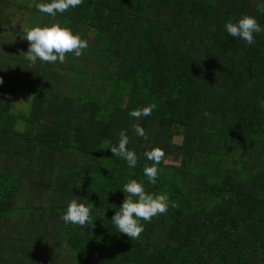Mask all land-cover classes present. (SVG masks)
<instances>
[{
	"label": "trees",
	"instance_id": "1",
	"mask_svg": "<svg viewBox=\"0 0 264 264\" xmlns=\"http://www.w3.org/2000/svg\"><path fill=\"white\" fill-rule=\"evenodd\" d=\"M261 5L83 0L68 26L90 42L82 61L91 72L75 82L77 95L62 76L70 68L13 63L31 68L25 121L36 135L15 129L23 115L9 111L14 87L0 84V146L9 149L0 165V264H264V31L248 44L225 27L249 15L264 29ZM49 72H59L57 90ZM153 103L151 115L129 116ZM13 127L17 137H7ZM121 131L137 155L134 168L108 147L118 146ZM154 147L165 153L156 184L143 171ZM132 179L178 205L141 221L138 240L111 220ZM24 185L38 197L50 192L51 201L17 205ZM65 198L93 204V224H65Z\"/></svg>",
	"mask_w": 264,
	"mask_h": 264
},
{
	"label": "clouds",
	"instance_id": "2",
	"mask_svg": "<svg viewBox=\"0 0 264 264\" xmlns=\"http://www.w3.org/2000/svg\"><path fill=\"white\" fill-rule=\"evenodd\" d=\"M83 3V0H50L47 3H38L37 9L41 13H45L51 17H56L58 13L63 14L70 8H75ZM264 12V5L259 7ZM227 33L232 37H239L248 44H254V33L264 31L260 24L253 16L244 15L238 22L234 23L229 20L226 25ZM29 47L26 53V59L33 64L37 60L44 63H55L59 61L64 63L66 55L74 54L76 57L82 55L83 50L88 47L87 40L81 38L79 34H74L71 29L63 27L58 23L44 26H34L25 29ZM3 78L0 77V84ZM264 106V102H261ZM156 104H150L143 108L133 109L129 112L130 117L140 118L141 116L151 115ZM138 135L144 137L146 134L143 127L134 125ZM129 143L128 136L125 131L120 132L118 146L110 145L113 155L126 160L130 168L137 165V155L134 151L127 148ZM148 160L152 161V166L145 165L144 175L152 184H156L160 169L157 167L164 157V151L159 147H154L144 154ZM80 187V184L76 185ZM123 191L126 194L120 208L112 217V222L118 231L126 234L131 240H138L144 227L141 221L151 222L153 217L166 214L169 205L177 207L175 201H170L166 193L153 194L146 192L143 183L132 179L124 184ZM93 204L85 205L72 199L67 205L66 211L62 214L61 219L65 224L79 225L85 227L93 224L91 217V208Z\"/></svg>",
	"mask_w": 264,
	"mask_h": 264
},
{
	"label": "rangeland",
	"instance_id": "3",
	"mask_svg": "<svg viewBox=\"0 0 264 264\" xmlns=\"http://www.w3.org/2000/svg\"><path fill=\"white\" fill-rule=\"evenodd\" d=\"M24 5H25V9H24V13L21 15V17L19 18L18 22H17V27L13 30H9V31H4L1 35H4V41L2 42V39L0 40V64L3 63H14L15 65H19L25 61H27L26 59V53L29 47V43L27 41L26 38H24V36L26 35L25 29L30 28V27H34V26H44V25H51L54 23H58L63 27H67L69 25H73L72 23L75 22V15L76 14L75 11L71 12V10H73V8H70L68 11H66L63 14L58 13L56 15V17H51L45 13H41L36 5L38 3H47L50 2V0H23ZM69 15V18H68ZM71 19V21H70ZM76 27V25L74 26ZM70 29V28H69ZM75 29V28H74ZM74 29H71V31L74 33ZM83 39V38H82ZM84 40H87L88 45H89V40L86 38ZM10 42V44H9ZM2 53L5 54V56L1 55ZM38 65L41 66L42 68H50L49 70H57L59 71L61 74L62 73H66L67 72V68H70V71L72 70L73 74H65L62 75L65 77V81H66V88H68V90H70V85L73 87L72 92L73 94L77 95L81 92V88L79 86H77V84L75 82H78L77 80L80 81H87L88 80V76L89 73L91 72L89 69H84V61H82V55L79 57H76L74 54L69 53L66 55V59L64 63H60L59 61L55 62V63H44V62H37L34 65ZM33 65V67H34ZM5 67H7V69L9 68L8 66L4 65ZM4 66L0 65V77L3 78V83L4 81H7L10 77H5L4 78V74H7L8 71L4 69ZM28 67H31L30 65H27ZM59 66V68L57 69V67ZM29 71V70H27ZM24 72V71H23ZM23 72L20 73H16V75H14L15 77L13 78V81L11 80L12 83H16V85H18L17 87L14 88L15 92L19 93V96L21 97L18 98V102L17 101H13V103L11 102L10 105V112H14V113H22L23 111H25L26 109H28L29 107V102H30V95L28 93V91H26L25 89H22V87L26 84L23 83L21 84V78L20 81L19 80V75L23 76ZM83 73L82 74H78V73ZM17 74H19L17 76ZM63 78V77H62ZM23 79L28 80V75L25 73V75L23 76ZM56 80H58V76L55 77ZM10 80V79H9ZM73 83H75L73 85ZM64 86V84H63ZM15 98V97H13ZM20 101V103H19ZM21 105V106H20ZM180 137H176L175 140H179ZM167 162H174V160L172 159H167ZM5 159L4 157H0V165L3 163L4 164ZM177 162V161H175ZM25 180V178H23ZM25 188L17 195V198L15 199V202L17 205H20L23 208H28L30 205L32 204H39V203H45V202H50L51 200L47 198L48 194L50 192H48L47 194H44V196L38 197V193L39 190L34 189L31 186L28 185H24ZM59 201L61 202V205H63V203L68 204V199H59ZM61 205H58L59 207ZM52 230V228H51ZM22 231H27V230H22ZM10 233L4 235V239L3 242L7 243L10 239L7 238L9 236ZM47 249L43 250V256L42 258L45 260L47 258ZM48 258L49 260L52 259V252L49 248L48 250ZM47 258V259H48ZM48 263L46 264H50L49 261H47Z\"/></svg>",
	"mask_w": 264,
	"mask_h": 264
},
{
	"label": "crops",
	"instance_id": "4",
	"mask_svg": "<svg viewBox=\"0 0 264 264\" xmlns=\"http://www.w3.org/2000/svg\"><path fill=\"white\" fill-rule=\"evenodd\" d=\"M0 65H2V66H4V65H6V66H8L9 68L7 69V67H5L4 66V69L5 70H7L8 71V73L7 74H4V73H2L3 75H4V78L6 77H10L7 81H4V83L5 84H8V85H10V86H13L14 88L15 87H17L18 85H16V83H12L11 82V80L13 81V78L15 77L14 75H16V73H20V72H23L22 74H23V76L25 75V73L28 75V80H25V79H23V76L22 75H19V74H17V76L19 75V80L18 81H20V78H21V84H23V83H26L23 87H22V89H25L26 91H28V93H29V95H30V101H31V97H32V93H31V89H32V86L35 84V82H32V79H31V77L29 76V71H31V68L29 69V68H25V70H23V69H20V70H16V69H13L12 68V66H13V63H9V62H7L6 64L5 63H3V64H0ZM26 65H28V64H26ZM34 69H37L36 67H34ZM27 70H29V71H27ZM53 71V70H52ZM49 74L51 75V78H50V80H48V82H50V83H52V85L54 86L55 85V90H57L58 88L56 87V82H57V80L55 79V77L56 76H58V74H59V72H49ZM13 97H15V98H13V101L15 100V101H17L18 102V98H20V100H21V97L19 96V93L18 92H15V90H14V92H13ZM13 101H12V103H13ZM19 103H20V101H19ZM21 106V105H20ZM29 111H30V102H29V107H28V109H26L25 111H23L22 113H19V114H22L23 115V117H20L19 118V120L17 121V123L15 124V129H17L19 132H21V133H24V134H26V135H30L31 137L33 136V135H36V131L35 130H31L32 128H30L29 126H27V123H26V121H25V117L29 114ZM16 114H18V113H16ZM8 135L9 136H7V137H11V138H16L17 136H14L13 135V133H14V127L12 128V130L11 129H8ZM3 150H4V152H3ZM0 157H4V159H6L5 158V156H4V153L5 152H9V149H6V148H2V146H0Z\"/></svg>",
	"mask_w": 264,
	"mask_h": 264
},
{
	"label": "flooded vegetation",
	"instance_id": "5",
	"mask_svg": "<svg viewBox=\"0 0 264 264\" xmlns=\"http://www.w3.org/2000/svg\"><path fill=\"white\" fill-rule=\"evenodd\" d=\"M24 9L25 5L23 0H0V34L17 27V22L24 13ZM1 39L3 42L4 35L0 36V40ZM1 55L5 56L4 53Z\"/></svg>",
	"mask_w": 264,
	"mask_h": 264
}]
</instances>
